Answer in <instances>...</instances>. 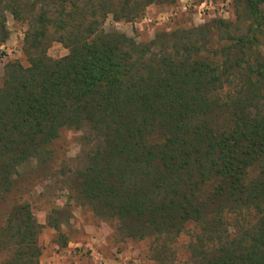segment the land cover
I'll list each match as a JSON object with an SVG mask.
<instances>
[{"label":"trees","instance_id":"1","mask_svg":"<svg viewBox=\"0 0 264 264\" xmlns=\"http://www.w3.org/2000/svg\"><path fill=\"white\" fill-rule=\"evenodd\" d=\"M140 1L117 0L118 18ZM58 2L29 24L26 66L6 64L0 81V194L61 129L87 123L104 147L85 173L86 197L130 235H176L186 222L202 223L215 236L189 264H264V0H240L241 34L211 21L143 45L101 30L115 13L106 3ZM49 28L67 49L57 60L45 54ZM218 32L223 44L209 52ZM6 35L0 20V42ZM251 168L256 174L246 179ZM242 210L253 219L235 220L222 239L224 213ZM4 221L13 250L0 264H38L39 225L28 206L11 208Z\"/></svg>","mask_w":264,"mask_h":264},{"label":"rangeland","instance_id":"2","mask_svg":"<svg viewBox=\"0 0 264 264\" xmlns=\"http://www.w3.org/2000/svg\"><path fill=\"white\" fill-rule=\"evenodd\" d=\"M72 1L75 0H67V9H71ZM85 1L89 0H76L78 5ZM99 1L115 12L104 17L101 30L122 34L136 44H150L163 34L180 36L211 21L230 25V35L241 34L246 26L237 18L242 15L240 0H155L137 9L145 2L141 0L142 4L131 7L134 13L126 19L118 18L117 0ZM58 4V0H0V20L7 32L5 40L0 42V81L6 64L17 61L26 66L21 46L29 24L40 9L51 12ZM48 30L50 42L46 57L52 60L64 57L67 49L56 41L52 28ZM223 38L221 32L210 36L209 52L218 49ZM258 50L264 54V47ZM151 51L158 53L155 47ZM209 54L210 62L217 63ZM261 95L264 101V87ZM260 104L263 109L264 105ZM103 147L101 131L87 123L77 129L63 128L37 156L15 169L9 192L0 194V263L6 261L13 250L3 229L7 212L17 205H27L39 225L38 264H59L60 261L62 264H118L121 253L129 256L125 264H189L202 250L211 247L215 234L201 231L202 223L186 222L176 235L140 237L130 235L124 223L112 217L101 203L90 201L83 189L84 177L86 171L93 168V159ZM255 174L256 168L247 170L246 179ZM211 187L208 183L205 191H210ZM242 211L239 215L224 213L220 230L223 234V228L227 229V234L234 233L230 226L235 220L244 226L253 219V212ZM222 237L226 239L225 234Z\"/></svg>","mask_w":264,"mask_h":264},{"label":"crops","instance_id":"3","mask_svg":"<svg viewBox=\"0 0 264 264\" xmlns=\"http://www.w3.org/2000/svg\"><path fill=\"white\" fill-rule=\"evenodd\" d=\"M129 259V256L128 254L126 253H121V254H118V258H117V263L118 264H125V261H127ZM47 263H48V260H47ZM59 264H62L61 261L59 262ZM76 264H80V263H76ZM83 264V263H81ZM96 264V263H95Z\"/></svg>","mask_w":264,"mask_h":264},{"label":"built area","instance_id":"4","mask_svg":"<svg viewBox=\"0 0 264 264\" xmlns=\"http://www.w3.org/2000/svg\"><path fill=\"white\" fill-rule=\"evenodd\" d=\"M131 264H136L135 262H131Z\"/></svg>","mask_w":264,"mask_h":264}]
</instances>
